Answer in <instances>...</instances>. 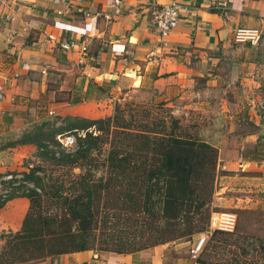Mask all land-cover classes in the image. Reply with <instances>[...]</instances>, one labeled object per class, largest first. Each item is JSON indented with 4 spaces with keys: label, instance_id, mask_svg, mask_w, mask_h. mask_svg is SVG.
Returning a JSON list of instances; mask_svg holds the SVG:
<instances>
[{
    "label": "crops",
    "instance_id": "crops-1",
    "mask_svg": "<svg viewBox=\"0 0 264 264\" xmlns=\"http://www.w3.org/2000/svg\"><path fill=\"white\" fill-rule=\"evenodd\" d=\"M169 1L0 0V133L21 123L29 103L50 92L56 78L83 81L86 94L92 85L119 79L131 88L151 90L176 112L201 111L214 118L206 127H213L209 142L216 149L212 199L217 206L221 201L235 205L241 193L264 188L260 158L243 151L264 135V0H220L225 10L212 7L217 0H172L188 11L160 37L153 17ZM80 9H87L90 17ZM56 25L69 27L67 34L75 39L77 30L89 35L79 63L77 52L66 54L47 43L42 31L56 36L64 32ZM237 27L260 30L259 41L234 44L232 30ZM72 105L53 101L46 107L67 111ZM10 150L28 152L33 146ZM17 200L26 209L25 200ZM169 243L174 241L126 252L89 248L25 264H162Z\"/></svg>",
    "mask_w": 264,
    "mask_h": 264
},
{
    "label": "trees",
    "instance_id": "trees-1",
    "mask_svg": "<svg viewBox=\"0 0 264 264\" xmlns=\"http://www.w3.org/2000/svg\"><path fill=\"white\" fill-rule=\"evenodd\" d=\"M75 96L68 105L78 103ZM34 107L36 112L42 108L40 103ZM38 117L19 131L0 133V152L30 144L41 162L21 173L38 191L29 189L21 197L25 213L18 230L1 239L0 264H25L89 248L137 251L188 241L200 232L221 246L232 244L227 238L231 233L205 230L216 149L183 131L168 109L139 128L113 116H64L59 127ZM119 130L122 139H116ZM70 133L74 144L65 151L54 138ZM257 144H264V135L248 151L253 153L249 157H257ZM3 204L0 201V207ZM252 248L260 261L250 263L233 255L214 264H264V240L254 241ZM196 261L206 262L200 256Z\"/></svg>",
    "mask_w": 264,
    "mask_h": 264
},
{
    "label": "rangeland",
    "instance_id": "rangeland-1",
    "mask_svg": "<svg viewBox=\"0 0 264 264\" xmlns=\"http://www.w3.org/2000/svg\"><path fill=\"white\" fill-rule=\"evenodd\" d=\"M110 83L103 84L98 87L92 85L90 93L86 94L85 90H83V81L79 82L78 80L74 82L73 80L71 81V79L59 80V78H56V82H50V92L45 93V95L41 96L37 100L35 99L34 101L36 103L31 101L29 103L28 115L26 117H21V123L15 124L10 131H19L28 123L39 119L38 116L47 118L48 123L54 127H59L63 125V117L70 115L85 117L92 120L113 116L118 121H120V119L126 122L128 121L132 128H139V126H142L144 123H148L150 121L148 118H156L158 115L164 114V112L168 109L169 114L178 120L181 129L190 134L192 137L196 138L200 136L205 139V141L208 139L207 142L214 139V137L210 136L213 127H206L208 123H211L212 119H214L212 117L209 119L208 113L204 114L201 111L192 112L190 110L176 112L173 108L165 104L164 101L159 100L156 95H153L151 90L131 88L119 79ZM59 86L62 87V91L57 93L55 90ZM262 89L264 91V85ZM51 91L54 92V94H52ZM72 96H75L79 100L78 103L72 105L73 107L70 106L67 111L62 110L63 108L60 106L46 107V104L50 105L53 101L67 103ZM217 98L218 97H213L212 99L217 100ZM38 103H40L41 107H43L36 112L34 110V105ZM211 107H213L212 109L214 110L211 109L209 111L214 112L216 108H214V106ZM48 110L51 112L50 115L46 113ZM215 118L217 119V117ZM221 124L223 125V122H221ZM203 126L205 128H203ZM44 127L47 128L48 125H45ZM56 136L63 139L73 135L70 133ZM56 136L55 138H57ZM122 137H124L123 132L120 131V133H117L116 139H122ZM248 145L249 146L243 148V151H251V149H254V144ZM255 151L256 155L260 158V164H262L261 170H263L264 144H257ZM37 163L41 162L38 160V157L35 156L34 149L22 153L14 150H3L0 152V174L5 172L11 174L25 173L27 172L28 167L36 165ZM59 173L60 172L58 171L55 174L57 175ZM262 183L263 182H261V184ZM263 190V187L254 186L251 190L241 193L238 197V201H234L235 205L231 204L230 201L224 203L221 201L222 205L217 206L218 202L213 200L211 196V211L230 212L235 215L236 223L233 227L231 235L227 237L228 241H231L232 244L228 246H221L217 241H208V236L204 235L205 232H200L197 237H193V239L190 237L188 241H182L184 242L182 244H178L175 241L174 243L166 245L162 264H214L215 261L232 258L233 255H238L240 260L242 259L248 262L253 259L260 261V254L257 251H254L252 247L254 241L264 240ZM18 198L20 197L9 196L7 199L2 200L4 204L0 207V210L2 209L0 211V242L4 236L18 230V225L15 226V224L20 219L22 210H25L24 205L17 200ZM12 200L17 201L12 202ZM223 205L227 206V208L222 210L218 208ZM220 238L224 239L225 236H220ZM199 241L201 244L198 254L196 258L192 259L189 256V248L194 243H199ZM242 248L246 251L245 253L242 252ZM199 256L205 259L206 262L198 263L196 259ZM250 263H252V261Z\"/></svg>",
    "mask_w": 264,
    "mask_h": 264
},
{
    "label": "built area",
    "instance_id": "built-area-1",
    "mask_svg": "<svg viewBox=\"0 0 264 264\" xmlns=\"http://www.w3.org/2000/svg\"><path fill=\"white\" fill-rule=\"evenodd\" d=\"M59 0H53L54 4H57ZM114 4H118V0H113ZM213 8H218L219 10L226 9V3L224 1L217 0L214 2ZM80 13L84 16H89V11L87 9H80ZM188 8L183 6L177 1H169L163 4L158 12L154 14L153 17V27L160 37H166L170 31L175 27L176 22L178 21L179 16L187 12ZM94 17V15L92 16ZM91 17V18H92ZM55 25V23H53ZM56 28L60 31H64L59 36L52 35L51 33H45L42 31V34H45L47 43L53 47L58 48L61 52L69 54L71 52H77L76 62H80V57L84 55L87 51V46L90 41V37L87 33H84L83 30L76 31L80 36L78 39H75L68 35L70 31L67 26H58ZM232 42L234 44L249 43L256 44L261 36V31L256 28H246V27H237L232 30ZM0 93V99H1ZM47 114H51L48 110ZM62 135V134H61ZM73 135V134H72ZM93 135H95L93 133ZM54 140L58 143L59 147L65 151H70L74 144V136L66 137L60 139L59 136H56ZM29 189H34L38 191L37 188L33 187L32 184L26 182L23 179L22 174H11V173H2L0 174V201L11 197H22L27 194ZM236 223V218L233 213L230 212H217L211 211L208 217V224L206 229L208 231L215 230L220 233H231L233 227ZM201 240V239H199ZM201 242L194 243L189 248V256L194 259L198 254V250Z\"/></svg>",
    "mask_w": 264,
    "mask_h": 264
},
{
    "label": "water",
    "instance_id": "water-1",
    "mask_svg": "<svg viewBox=\"0 0 264 264\" xmlns=\"http://www.w3.org/2000/svg\"><path fill=\"white\" fill-rule=\"evenodd\" d=\"M206 231L208 230V229H205Z\"/></svg>",
    "mask_w": 264,
    "mask_h": 264
}]
</instances>
